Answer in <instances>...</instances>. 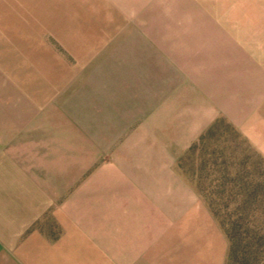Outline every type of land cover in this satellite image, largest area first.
<instances>
[{
  "label": "crops",
  "instance_id": "1",
  "mask_svg": "<svg viewBox=\"0 0 264 264\" xmlns=\"http://www.w3.org/2000/svg\"><path fill=\"white\" fill-rule=\"evenodd\" d=\"M151 1L45 102L0 110V264L226 263L178 163L220 120L264 161V0Z\"/></svg>",
  "mask_w": 264,
  "mask_h": 264
},
{
  "label": "rangeland",
  "instance_id": "2",
  "mask_svg": "<svg viewBox=\"0 0 264 264\" xmlns=\"http://www.w3.org/2000/svg\"><path fill=\"white\" fill-rule=\"evenodd\" d=\"M148 1L0 0V110H20V99L45 102L49 88L70 76L82 41L95 38L121 14L144 12ZM209 159L216 163L206 164ZM178 167L190 183L200 184L224 229L225 264L264 262V161L220 120L185 152ZM199 168L206 177L200 183L193 181ZM88 264L114 262L89 259Z\"/></svg>",
  "mask_w": 264,
  "mask_h": 264
},
{
  "label": "trees",
  "instance_id": "3",
  "mask_svg": "<svg viewBox=\"0 0 264 264\" xmlns=\"http://www.w3.org/2000/svg\"><path fill=\"white\" fill-rule=\"evenodd\" d=\"M241 264H247V262L243 260V261L241 262ZM259 264H264V262L259 263Z\"/></svg>",
  "mask_w": 264,
  "mask_h": 264
}]
</instances>
